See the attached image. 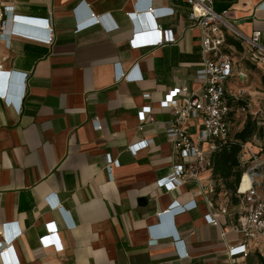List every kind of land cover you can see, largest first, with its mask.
Masks as SVG:
<instances>
[{
    "label": "crops",
    "instance_id": "1",
    "mask_svg": "<svg viewBox=\"0 0 264 264\" xmlns=\"http://www.w3.org/2000/svg\"><path fill=\"white\" fill-rule=\"evenodd\" d=\"M221 1H215V8ZM0 2V11L13 6L14 15L48 17L51 12L54 26L51 44L10 34L0 37V242H5L2 249L11 247L5 257L12 264H231L237 258L239 264H259L254 250L264 238L250 243L247 256L231 258L228 248L239 244L241 236L229 229V217L218 215L221 225L207 222L205 215L217 213L221 204L239 209L226 190L210 192L217 185L211 168L173 191L157 183L181 161L166 133L174 114L161 101L170 89L203 87L196 77L202 66L199 30L183 32L175 44L138 49L130 43L134 28L144 22L150 26L152 20L129 18L128 12L137 10L134 0ZM262 4L264 0H234L228 8L243 33L262 30L264 43ZM157 5L177 10V16L161 19L164 26L180 34L177 22L189 24L183 0H159ZM91 12L106 15L104 25L76 32V23ZM115 24L117 30H105ZM149 38L155 36L147 31L138 40ZM118 65L143 79L117 81ZM236 68L231 85L246 94L249 88L240 84L245 85L251 71L240 61ZM255 69L264 76L262 66ZM6 71L29 72L27 86L22 87L19 77L4 76ZM238 71L247 77L240 79ZM9 80L16 84L13 90L7 88ZM21 89L26 95L18 111L14 105ZM146 106L156 121L140 129L138 114ZM197 131V126L190 128L192 134ZM144 139L153 143L136 154L129 151L130 144ZM108 154L120 162L112 178ZM193 200L197 206L190 211L160 216L175 202ZM56 202L60 208L54 207ZM50 222H55L62 249L52 236L49 246L41 240L50 232ZM164 232H175L185 245L159 237Z\"/></svg>",
    "mask_w": 264,
    "mask_h": 264
},
{
    "label": "built area",
    "instance_id": "2",
    "mask_svg": "<svg viewBox=\"0 0 264 264\" xmlns=\"http://www.w3.org/2000/svg\"><path fill=\"white\" fill-rule=\"evenodd\" d=\"M158 1L134 0V7L137 10L128 12L129 18L134 22H138L140 18L142 22H144L145 18H150L152 24L149 26L147 23L145 25L144 22V27L139 25L134 28L133 37L130 41L131 46L143 49L175 44L179 42L183 32L196 28L200 32L199 38L202 52V66L196 70V77L203 82L202 89L195 91L188 86L170 89L161 101V107L171 109L174 114V118L170 121L166 133L173 141L175 152L181 161L174 165L171 174L160 178L157 183L159 187L173 191L188 179L198 178L199 171L210 168L212 152L216 150L220 142L227 140L231 135L232 115L238 110L247 111L248 107L246 105H237L236 103L240 99L244 100L246 91L243 88L235 89L231 85V81L236 76V65L239 63L240 58L249 61L257 67L262 66L264 68V43L262 42V30H254L251 35L243 33L236 26L232 10L228 8L218 11L215 8V0H183L189 7L187 14L189 24L182 26L179 20L177 25L181 28V33L178 34L172 26L167 27L161 23V19L165 17L177 16L176 8L174 6H158ZM259 10H264L263 4L259 6ZM105 16L91 12L86 21L76 23V32L95 25H104ZM118 28V24L111 27L105 26L107 31H114ZM144 28L147 30L144 31ZM147 31L153 32L155 38L138 40ZM5 34L22 36L45 44H51L54 41L52 13L50 12L48 17L14 15V7L5 6L0 11V37H4ZM230 39L238 41L242 46V50L237 49ZM1 67L2 65L0 64ZM134 69H137V65L134 66ZM1 72L2 74L4 73L2 69ZM29 74V72L6 71L4 76L19 77L22 87L25 88ZM237 75L240 79L247 77L242 71H238ZM116 79L117 81H138L143 79V75L133 76L130 72L123 71L118 65ZM2 95L5 101L12 105L11 98L5 94ZM25 95L26 92H22L21 89L14 105L18 111L22 109V97L24 96L25 98ZM145 96L148 97L149 95L146 94ZM151 113V106H146L139 112L140 129H143L144 123L156 121ZM93 122L98 130L102 128L97 118H94ZM192 126L198 127V131L195 134L190 132ZM152 143L153 139H144L130 144L128 149L136 154ZM206 144L207 147L205 148ZM244 152H246L245 149L241 153L242 164L245 161ZM106 159L107 171L110 178H112L113 167L119 166L120 162L118 159L113 160L110 154L106 155ZM257 168V164L249 167L241 178L235 194L238 199V210L231 211L228 204H221L217 213L205 215L207 222L213 225H221L218 215H227L229 217V229L241 236L239 244L230 245L228 248V254L231 258H236L240 255L247 256L250 251V243L253 240L264 238V191L261 189L262 182L257 179L260 176V173L256 171ZM245 174L250 176V181L243 188ZM202 186L205 187L204 185ZM209 189L210 192H215V186H211ZM208 202L214 207L212 200L208 199ZM196 206L197 202L195 200L184 204L175 202L170 208L162 212L160 216L171 213L182 214ZM54 207L60 208V204L56 202ZM54 223H48L50 232L43 236L41 240L44 245L49 246L51 242H48L47 238L52 236L57 243L58 249H62V246L57 241L56 233L53 231L56 229ZM2 232L5 235V229ZM223 235L225 236L226 232H223ZM159 237H172L178 247L184 244V241L175 232H164L159 234ZM157 241L158 238L157 240H152V242ZM4 243L3 241L0 242V253L3 254L4 258L2 263L12 264L5 257V250L9 251L11 247L7 244L5 249H2ZM187 255L188 252L182 253L184 257ZM237 259L231 264H239Z\"/></svg>",
    "mask_w": 264,
    "mask_h": 264
},
{
    "label": "trees",
    "instance_id": "3",
    "mask_svg": "<svg viewBox=\"0 0 264 264\" xmlns=\"http://www.w3.org/2000/svg\"><path fill=\"white\" fill-rule=\"evenodd\" d=\"M174 1L182 3V0ZM233 1L234 0H222L219 4H216V9L218 11L227 9ZM230 41L235 44L239 50L242 49V46L238 41L233 39H230ZM236 103L237 105H245L246 102L240 99ZM237 116L238 114H233L232 119ZM263 136L264 126L260 125L258 120L254 118L252 114H247L243 126L234 133H231L227 140L220 142L216 150L211 154L210 168L212 169L213 178L217 182L215 192L218 194L222 190H226L230 193L233 204L238 203L235 194L245 171L241 162V153L244 145L254 137L262 138ZM259 260L261 264H264V257L260 254Z\"/></svg>",
    "mask_w": 264,
    "mask_h": 264
},
{
    "label": "rangeland",
    "instance_id": "4",
    "mask_svg": "<svg viewBox=\"0 0 264 264\" xmlns=\"http://www.w3.org/2000/svg\"><path fill=\"white\" fill-rule=\"evenodd\" d=\"M239 61L241 63L243 62L251 71L245 85L240 84L241 86H247L249 88L248 92L250 93L248 94L247 92L244 97L250 98L251 100L246 99L247 104H249L247 111H240L238 116L232 119L231 133H234L243 126L241 123L246 120L247 114H252V116L258 120L259 124L264 126V76L259 70L255 69L256 66L254 64L241 58ZM244 149L247 155L244 159L245 161H243L244 172H246L249 167L257 164L258 168L256 171L260 173L257 179L262 182L261 189L264 191V136L262 138L254 137L244 145L243 150ZM257 242L259 249L254 250V256L260 264L259 254L264 256V241Z\"/></svg>",
    "mask_w": 264,
    "mask_h": 264
},
{
    "label": "bare ground",
    "instance_id": "5",
    "mask_svg": "<svg viewBox=\"0 0 264 264\" xmlns=\"http://www.w3.org/2000/svg\"><path fill=\"white\" fill-rule=\"evenodd\" d=\"M249 181H250V176L248 174H245V176H244V182H243V188L248 185Z\"/></svg>",
    "mask_w": 264,
    "mask_h": 264
},
{
    "label": "water",
    "instance_id": "6",
    "mask_svg": "<svg viewBox=\"0 0 264 264\" xmlns=\"http://www.w3.org/2000/svg\"><path fill=\"white\" fill-rule=\"evenodd\" d=\"M15 86H16V84L13 81L9 80L7 82V88L8 89L13 90Z\"/></svg>",
    "mask_w": 264,
    "mask_h": 264
},
{
    "label": "clouds",
    "instance_id": "7",
    "mask_svg": "<svg viewBox=\"0 0 264 264\" xmlns=\"http://www.w3.org/2000/svg\"><path fill=\"white\" fill-rule=\"evenodd\" d=\"M26 86V85H25ZM24 96L22 97V104H23Z\"/></svg>",
    "mask_w": 264,
    "mask_h": 264
}]
</instances>
